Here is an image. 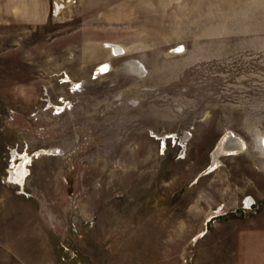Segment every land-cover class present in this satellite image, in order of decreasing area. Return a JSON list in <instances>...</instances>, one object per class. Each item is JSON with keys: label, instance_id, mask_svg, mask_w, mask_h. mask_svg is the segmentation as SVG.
Instances as JSON below:
<instances>
[{"label": "rangeland", "instance_id": "1", "mask_svg": "<svg viewBox=\"0 0 264 264\" xmlns=\"http://www.w3.org/2000/svg\"><path fill=\"white\" fill-rule=\"evenodd\" d=\"M66 1L50 0L40 30L20 31L22 51L41 49L51 63L0 67V194H9L0 223L9 208L13 239L40 229L42 252L30 236L13 245L31 251L28 264L264 258V158L254 139L264 134V0H77L63 10ZM46 92L69 107L43 109ZM228 129L247 148L219 156L211 172ZM22 155L17 181L9 174Z\"/></svg>", "mask_w": 264, "mask_h": 264}, {"label": "crops", "instance_id": "2", "mask_svg": "<svg viewBox=\"0 0 264 264\" xmlns=\"http://www.w3.org/2000/svg\"><path fill=\"white\" fill-rule=\"evenodd\" d=\"M49 20L50 0H0V44L5 42V46H3L0 50V67H11L12 65L14 69H17L20 66L24 67L27 64H34L39 61L41 64L43 59L44 62L51 63L52 56L45 54L43 55L41 49H39L38 56L35 53L33 58L26 52L22 51V47H25V44L22 43L25 37H20L22 35L21 32L26 34L25 29H27V27H32L31 29L35 33L36 31L40 30L43 25L47 24ZM16 33L19 34L18 40H13V42H11V34L15 35ZM99 49L101 50V54L94 59L96 61L97 59L104 58L106 52L101 46ZM36 58L39 59L37 60ZM64 60L66 62L65 64L68 65L69 54L65 55ZM41 65L37 68L38 73L40 74L43 73ZM50 68H53L51 70H54V67L50 66L48 69ZM8 197L9 194H0V207H3L1 202H5ZM11 211V209L7 208V211H4L7 218H1L2 222L0 223V226H2L3 230L0 229V264H10L11 262H15L16 264H28L26 261V255H31V251L29 250L26 252V249L23 247H18V244L13 245L11 241L12 235L5 229L6 226L9 227L10 223L7 222V220L9 221V219L12 217L9 216ZM4 219L6 220L5 223ZM138 230H142V228ZM24 236L33 237L34 245L32 248L37 250L38 255H41L42 251L40 250L42 248L40 247V241L38 243L36 242L41 237L40 229L37 232L33 231V233H19V235H17V240H15V238L12 239L17 243H20L21 241L25 240ZM260 243L261 242L258 244L262 246ZM259 248L261 249V247ZM28 258L30 259V257ZM39 261L40 260H38V262ZM35 263L37 262L33 261V264ZM245 264H264V258H252V261L249 260L248 263Z\"/></svg>", "mask_w": 264, "mask_h": 264}, {"label": "bare ground", "instance_id": "3", "mask_svg": "<svg viewBox=\"0 0 264 264\" xmlns=\"http://www.w3.org/2000/svg\"><path fill=\"white\" fill-rule=\"evenodd\" d=\"M77 0H71L72 3H69L67 6H65L64 8H62L63 10L66 9L67 7L69 6H72V4H74ZM64 3H67L66 0H64ZM57 4V3H56ZM61 6V5H60ZM63 6V5H62ZM56 8H58L56 6ZM60 9V10H62ZM59 10V9H58ZM60 12V11H59ZM58 19H61V17H59ZM69 20V19H68ZM106 47V46H105ZM112 51H114L113 53L114 54H119L121 53V50L119 47H117L116 45L113 47ZM132 62V60L130 61V63ZM107 64H104L102 65L101 67L98 68V72L99 71H104L106 68ZM142 68V67H141ZM108 70V69H107ZM106 70V71H107ZM104 71V72H106ZM141 71V70H140ZM97 72V73H98ZM68 77V75H67ZM64 79H66L64 77ZM62 80V79H61ZM62 81H66V80H62ZM50 103V102H49ZM58 106H61L57 105ZM185 137L188 139V136H189V133L188 132H185ZM172 138V137H171ZM176 139V138H175ZM183 138H181L180 142L177 143V140H176V143L179 145V147H184V143H182ZM254 139H255V143H256V147H257V152H260L262 154V157L264 158V134H261L260 132H257L256 135L254 136ZM186 141V140H185ZM161 142H162V145H161ZM183 144V146H182ZM160 147L162 148V150H164V148L166 147V142L164 140H161L160 139ZM247 146H246V143L244 142V140L237 136L233 131L231 130H225L221 136L218 138L217 142L215 143V147L214 149L212 150L211 154H210V165L208 167L209 171H214L218 166L221 165L220 163V160H219V156L221 155H237L238 153L242 152V150L246 149ZM164 152V151H163ZM53 154H55L56 152H52ZM17 155V152L14 150L11 155L9 156V165H11L10 163V157H12L11 160H13V157H15L14 159H16V156ZM183 155V154H182ZM183 156H180L179 158H182ZM26 155H22L19 159L21 161H23L22 163H20V165L18 166V169H14L13 172H11V174H9L11 176L12 179H15L17 181H21L20 180V177L22 176V174L25 172L23 170V164H24V161L26 160ZM15 167V166H13ZM9 169H10V166H9ZM17 170V171H16ZM8 172V171H7ZM10 173V171H9ZM263 173H264V169H263ZM20 183V182H19ZM19 183H15V184H19ZM247 203H251V200L250 198L248 197L246 199Z\"/></svg>", "mask_w": 264, "mask_h": 264}, {"label": "built area", "instance_id": "4", "mask_svg": "<svg viewBox=\"0 0 264 264\" xmlns=\"http://www.w3.org/2000/svg\"><path fill=\"white\" fill-rule=\"evenodd\" d=\"M99 67H101V66H98V68ZM98 68H97V70H98ZM95 71V73H97L98 71ZM105 71V70H104ZM104 71H99L98 73L99 74H102ZM97 73V74H98ZM63 76L66 78V79H64V77L62 78V80H67V81H62L61 79H59V83H65L66 85H69V76L67 77V75L66 74H63ZM45 89V88H44ZM45 95V98L43 99V101H44V107H43V109H51V112H53V113H55V114H57V113H60V111L63 109V106H67V107H69V101L68 100H64V101H62V99H63V97H60V98H58V101H57V103H55V102H53V103H55V104H57L58 105V103H59V105H61V106H58V107H60L59 109H56V106L57 105H55V104H53V103H49L48 101H49V97H48V94H47V92L44 94ZM47 96V97H46ZM66 99V98H65ZM14 151V149H9V155H11V153ZM248 204H250V202L248 203Z\"/></svg>", "mask_w": 264, "mask_h": 264}]
</instances>
